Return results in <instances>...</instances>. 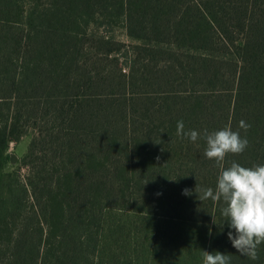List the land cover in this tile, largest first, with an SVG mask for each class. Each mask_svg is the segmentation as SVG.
I'll return each mask as SVG.
<instances>
[{
	"label": "trees",
	"instance_id": "16d2710c",
	"mask_svg": "<svg viewBox=\"0 0 264 264\" xmlns=\"http://www.w3.org/2000/svg\"><path fill=\"white\" fill-rule=\"evenodd\" d=\"M180 120L264 165V0H0V264H264L198 199L220 170ZM30 133L25 176L4 171Z\"/></svg>",
	"mask_w": 264,
	"mask_h": 264
},
{
	"label": "clouds",
	"instance_id": "9594fccd",
	"mask_svg": "<svg viewBox=\"0 0 264 264\" xmlns=\"http://www.w3.org/2000/svg\"><path fill=\"white\" fill-rule=\"evenodd\" d=\"M239 128L245 133L251 125L241 120ZM177 136L190 139L195 143L199 138L206 141L204 156L214 160L219 167V175L215 190L211 187H196L200 201L211 199L221 204L220 214L233 231L228 232V239L233 247L251 260H257L259 246L264 243V165L257 164L244 167L236 161L226 166L229 154L239 155L249 147L246 135L233 131L226 126L218 131L203 133L195 130L185 131L182 120L177 122ZM183 194L191 195L192 190L184 189ZM213 216V215H212ZM213 222L216 223L213 216ZM224 223L220 225L223 227ZM202 264H231V256L220 251L202 252Z\"/></svg>",
	"mask_w": 264,
	"mask_h": 264
},
{
	"label": "rangeland",
	"instance_id": "374dc122",
	"mask_svg": "<svg viewBox=\"0 0 264 264\" xmlns=\"http://www.w3.org/2000/svg\"><path fill=\"white\" fill-rule=\"evenodd\" d=\"M104 30H107L109 34H113L116 38L119 40H122L123 42L129 43L130 40L127 37L126 30L122 27H117L115 29L113 28H105ZM32 140V133H30L28 136H25L20 140L19 142L12 140L9 149L7 152L8 157L10 158L11 154L16 155V162H11L10 159H8L4 171L11 172L15 170H19V173L23 176L27 173V168L23 164V159L25 155L28 152L29 145Z\"/></svg>",
	"mask_w": 264,
	"mask_h": 264
},
{
	"label": "water",
	"instance_id": "95a60500",
	"mask_svg": "<svg viewBox=\"0 0 264 264\" xmlns=\"http://www.w3.org/2000/svg\"><path fill=\"white\" fill-rule=\"evenodd\" d=\"M16 155L15 154H11V156H10V160H11V162H16Z\"/></svg>",
	"mask_w": 264,
	"mask_h": 264
}]
</instances>
